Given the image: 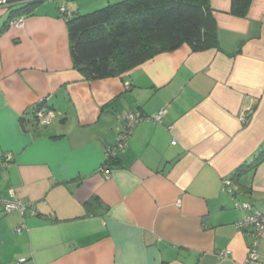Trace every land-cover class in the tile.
I'll return each mask as SVG.
<instances>
[{
  "label": "crops",
  "instance_id": "obj_1",
  "mask_svg": "<svg viewBox=\"0 0 264 264\" xmlns=\"http://www.w3.org/2000/svg\"><path fill=\"white\" fill-rule=\"evenodd\" d=\"M4 1L0 160H13L0 165V197L28 209L0 206V264H243L252 239L236 204L264 210V161L247 167L264 149V0L245 18L210 0L217 48L185 44L97 80L74 65L65 15L124 0ZM39 105L55 112L49 125ZM136 113L152 119L107 174L122 117ZM259 254L264 264V235Z\"/></svg>",
  "mask_w": 264,
  "mask_h": 264
},
{
  "label": "trees",
  "instance_id": "obj_2",
  "mask_svg": "<svg viewBox=\"0 0 264 264\" xmlns=\"http://www.w3.org/2000/svg\"><path fill=\"white\" fill-rule=\"evenodd\" d=\"M43 1L33 0L25 9ZM252 1L232 0L231 14L247 17ZM65 17L74 65L88 80L124 75L185 44L193 51L218 47L210 0H124ZM117 157L105 161L108 169ZM263 161L264 149L247 167L253 169Z\"/></svg>",
  "mask_w": 264,
  "mask_h": 264
},
{
  "label": "built area",
  "instance_id": "obj_3",
  "mask_svg": "<svg viewBox=\"0 0 264 264\" xmlns=\"http://www.w3.org/2000/svg\"><path fill=\"white\" fill-rule=\"evenodd\" d=\"M0 4H4L6 6L4 0H0ZM10 23L13 27L21 28L25 24V18L18 17L12 20ZM165 113L166 110H161L156 116L153 117V119L157 122H162ZM35 116L38 124L49 125L55 117V112L51 109L45 108L42 105H39V107H37V110L35 111ZM146 119H152V118L145 117L141 113L128 114L122 117L123 131L118 136L116 144L107 149L106 160L118 156L121 152H123L127 148L134 127L140 121ZM12 160H13V155L10 153L6 154L1 158L0 165L8 166L12 162ZM103 168L105 172L108 174L109 173L108 166L104 164ZM224 185L226 190L231 191L230 190L231 181H225ZM1 205L4 206V211L6 213H12L17 211L25 214L26 210L28 209L26 205L20 203L19 201H14V202L4 201L0 197V206ZM236 207L243 212V218L237 224V226L239 229L246 231L252 239V246L249 248L248 257L243 264H263L260 261L259 246H260V241L264 235V210H257L249 203L236 204ZM33 213L35 214V211H33ZM22 230H23L22 227H20L17 229V232L21 233ZM227 254H229V251L219 252V256L221 257H225ZM25 261H26L25 259H21L17 264H22Z\"/></svg>",
  "mask_w": 264,
  "mask_h": 264
}]
</instances>
